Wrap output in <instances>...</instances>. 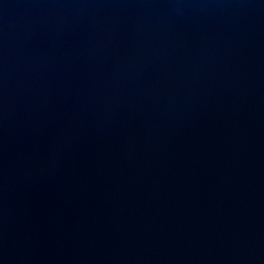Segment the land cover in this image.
<instances>
[{"label":"water","instance_id":"water-1","mask_svg":"<svg viewBox=\"0 0 264 264\" xmlns=\"http://www.w3.org/2000/svg\"><path fill=\"white\" fill-rule=\"evenodd\" d=\"M0 264H264V0H0Z\"/></svg>","mask_w":264,"mask_h":264}]
</instances>
